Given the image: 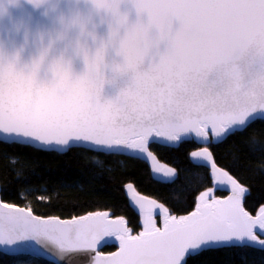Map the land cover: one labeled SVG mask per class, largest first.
Here are the masks:
<instances>
[{"label": "snow or ice", "instance_id": "snow-or-ice-1", "mask_svg": "<svg viewBox=\"0 0 264 264\" xmlns=\"http://www.w3.org/2000/svg\"><path fill=\"white\" fill-rule=\"evenodd\" d=\"M109 43L107 62L98 54L69 95L33 110L0 105V138L57 154L78 148L155 162L153 144L175 147L194 134L206 146L191 153L193 163L208 162L232 194L209 199L204 191L194 211L177 216L128 183L143 213L138 235L108 212L61 220L0 201V254L54 255L50 245L94 251L113 236L119 251L97 253L94 264H208L225 249L264 251V206L256 217L245 211L248 189L217 166L208 147L264 125V0H135L133 23ZM152 172L163 181L155 173L176 169L153 165Z\"/></svg>", "mask_w": 264, "mask_h": 264}, {"label": "trees", "instance_id": "trees-1", "mask_svg": "<svg viewBox=\"0 0 264 264\" xmlns=\"http://www.w3.org/2000/svg\"><path fill=\"white\" fill-rule=\"evenodd\" d=\"M253 136L255 144L249 139ZM205 146L191 136L175 147L153 144L151 150L158 160L176 169L172 180L160 182L153 178L149 162L142 160L97 155L78 148L57 154L0 139V198L19 207H31L32 212L41 217L72 219L90 212L107 211L122 217L131 234L137 235L143 223L129 204L125 187L128 183L139 193L166 206L170 215L177 216L192 212L204 191L212 190L214 197L227 194V189L215 184L208 167L193 163L191 153ZM208 147L217 166L248 189L243 206L254 215L264 206V125L257 124L243 137ZM13 159L17 162L13 163ZM154 218L159 225L160 217ZM117 248L118 241L113 239L100 251L110 253ZM205 259L208 264H264V251L249 250L244 256L236 250L225 249ZM19 261L56 264L28 255L0 254V264H18Z\"/></svg>", "mask_w": 264, "mask_h": 264}, {"label": "clouds", "instance_id": "clouds-1", "mask_svg": "<svg viewBox=\"0 0 264 264\" xmlns=\"http://www.w3.org/2000/svg\"><path fill=\"white\" fill-rule=\"evenodd\" d=\"M22 3L43 9L51 27L5 24L8 6ZM133 13L135 0H0V105L33 110L69 95L98 54L107 62Z\"/></svg>", "mask_w": 264, "mask_h": 264}, {"label": "water", "instance_id": "water-1", "mask_svg": "<svg viewBox=\"0 0 264 264\" xmlns=\"http://www.w3.org/2000/svg\"><path fill=\"white\" fill-rule=\"evenodd\" d=\"M62 7L67 8V5L66 4L62 5ZM81 7H83V5H81ZM42 11H43V9H39V10L34 9L33 6L31 4H28V3H22L19 6L9 5L7 12L5 13V24H7L9 21H15V22H23L25 26L32 27V28H35L37 26L51 27V23H52L51 19L43 16ZM134 15L135 14L133 13V18H134ZM17 38H19V37H17ZM74 66H75V69L77 72L81 71L82 67H83L79 61H76ZM191 137L198 140V138H196L194 136V134ZM0 139L3 140L2 138H0ZM201 149H198L196 151H199ZM148 162H149L151 171H152L153 165L161 166V167H170L167 164L161 163L158 160V158L155 162H153V161H148ZM204 165L210 169V173H211L212 177L214 178L215 184L219 187H223V188L227 189L231 193L230 185H228L226 183L220 184L217 182L214 174L212 173L210 164L208 162H204ZM152 176L154 177L153 172H152ZM155 176L156 177H163V181H169L175 177V174L172 176L165 177V176H163V173H155ZM155 180H157V179H155ZM158 181L163 182L161 180H158ZM126 193H127L128 199H129L130 206L141 216V221L143 223V213L140 209V206L135 203V200L133 199L132 191L126 188ZM135 194L139 197H143L145 200H155L157 202V204H162L152 197H149V196H146L142 193H139L136 189H135ZM230 195L231 194L227 195L226 197H222L220 199H227ZM0 201H2L1 198H0ZM2 202H4V201H2ZM4 203H6V202H4ZM164 207H166V206H164ZM20 208H25V207H20ZM101 212H107V211H101ZM32 214L34 216H38V215H35L33 212H32ZM108 214H109V219L115 220L116 218H120V217H115V216L111 215L109 212H108ZM169 214H170V212H169ZM155 216H159L160 220L163 221V214L159 208H156L153 210V218ZM251 216L256 217L257 215H251ZM39 217H41V216H39ZM43 218H47V217H43ZM61 220H71V219H61ZM126 226H127V224H126ZM113 239L116 240V238L114 236L104 238V240H107L110 242ZM104 245H105V243L102 241L101 244L98 245L94 251H67V250L61 251L59 248L50 245L49 247L51 249V252L54 253V255H44L43 253L37 252V253L28 254V256L36 257V258H43V259L49 260L51 262H54L56 264H94V257L96 256L97 253H99L100 255H103V256H108L112 253H116L119 251V241H118V248L115 251L110 252V253H104V252L100 251V249Z\"/></svg>", "mask_w": 264, "mask_h": 264}, {"label": "rangeland", "instance_id": "rangeland-1", "mask_svg": "<svg viewBox=\"0 0 264 264\" xmlns=\"http://www.w3.org/2000/svg\"><path fill=\"white\" fill-rule=\"evenodd\" d=\"M212 198V190H211V195L209 196V199H211ZM156 221V220H155ZM161 222H160V224L159 225H157V227H160V228H162L163 227V221L162 220H160ZM141 231H143V224H142V230ZM140 231V232H141ZM264 238V237H263Z\"/></svg>", "mask_w": 264, "mask_h": 264}, {"label": "flooded vegetation", "instance_id": "flooded-vegetation-1", "mask_svg": "<svg viewBox=\"0 0 264 264\" xmlns=\"http://www.w3.org/2000/svg\"><path fill=\"white\" fill-rule=\"evenodd\" d=\"M208 191V190H207ZM228 191V190H227ZM229 194H232V193H230L229 191L227 192V194L225 195V196H223V197H226L227 195H229ZM212 197H213V194H212ZM215 198H217V199H220V198H222V197H215ZM260 210V209H259ZM259 210L257 211V212H255V214L254 215H258L259 214ZM261 238H263V237H261Z\"/></svg>", "mask_w": 264, "mask_h": 264}]
</instances>
